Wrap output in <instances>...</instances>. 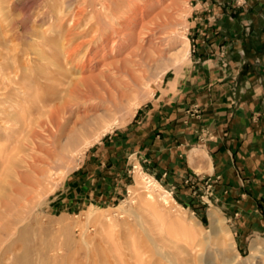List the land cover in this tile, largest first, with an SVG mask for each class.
I'll return each mask as SVG.
<instances>
[{
    "label": "rangeland",
    "instance_id": "374dc122",
    "mask_svg": "<svg viewBox=\"0 0 264 264\" xmlns=\"http://www.w3.org/2000/svg\"><path fill=\"white\" fill-rule=\"evenodd\" d=\"M198 1L0 0V254L27 236L6 264L15 255L32 264H107L115 262V250L128 254L127 264H264V189L255 185L257 174L239 171L237 187L218 175L188 179L181 194L122 153L123 133L166 73L183 75L197 59L190 30ZM221 2L238 18L234 26L241 24L240 9L245 21L264 20V10L253 13L254 0ZM149 38L155 39L150 46ZM186 38L190 55L174 66ZM138 44L156 59L141 82L116 75L115 88L129 87L112 88L114 101L104 90L80 98L78 79L104 81L102 63ZM145 176L164 187L154 199L147 180H139ZM164 191L171 193L169 205ZM211 212L219 219L214 228Z\"/></svg>",
    "mask_w": 264,
    "mask_h": 264
},
{
    "label": "crops",
    "instance_id": "0c3cea01",
    "mask_svg": "<svg viewBox=\"0 0 264 264\" xmlns=\"http://www.w3.org/2000/svg\"><path fill=\"white\" fill-rule=\"evenodd\" d=\"M263 2L254 0L253 13ZM223 8L221 0L197 2L190 30L197 59L183 75L166 73L122 136L130 164L181 194L186 180L212 175L236 186L239 171L257 174L264 189V20L245 21L240 9L237 27Z\"/></svg>",
    "mask_w": 264,
    "mask_h": 264
},
{
    "label": "bare ground",
    "instance_id": "6f19581e",
    "mask_svg": "<svg viewBox=\"0 0 264 264\" xmlns=\"http://www.w3.org/2000/svg\"><path fill=\"white\" fill-rule=\"evenodd\" d=\"M109 11V10H108ZM80 19V18H79ZM172 20V19H171ZM96 22H98V21H96ZM76 23V22H75ZM166 23V22H165ZM171 24V23H170ZM173 24V23H172ZM75 26V25H74ZM163 26V25H162ZM167 26H169V25H167ZM101 28V27H100ZM148 29V28H147ZM91 30H93V29H91ZM95 30V29H94ZM99 29H97V31H98ZM157 30V29H156ZM162 30V29H161ZM72 32V31H71ZM80 32V31H79ZM150 32V31H149ZM89 33H91V31L89 30ZM163 33V32H162ZM72 34V33H71ZM81 34H83V33H81ZM95 34H96V32H95ZM102 34V33H101ZM145 34V33H144ZM69 35V34H68ZM155 35V34H154ZM85 36V35H84ZM101 36V35H100ZM98 37V36H97ZM141 37V36H140ZM152 37V36H151ZM104 38V37H103ZM132 38V37H131ZM69 39H70V37H69ZM161 39V38H160ZM110 40V39H109ZM131 40V39H130ZM186 40L187 41H185L184 43H185V45L183 46V49L182 50H180L176 55H175V59H174V63H173V65L174 66H177V65H179L181 62H183L189 55H190V51H189V40L186 38ZM145 45H148V46H150L152 43H154L155 42V39H151V38H149V39H147V40H145ZM69 43V42H68ZM130 43V42H129ZM65 44V43H64ZM66 45V44H65ZM134 45V44H133ZM132 45V46H133ZM136 45V44H135ZM145 45H143V44H138V46L134 49L133 47H135V46H133L132 48H127V50H126V54H125V56L121 59H118V60H114V61H109L108 63L107 62H105V64L104 63H102L103 64V66L105 65V67H106V75L104 74V75H101L102 77L101 78H103V79H105L104 81H101L100 80V78H98L97 76H99V75H97L96 77H91V78H87V79H78V81H77V84H76V82H75V84H76V90L78 91V93H79V95H80V98L82 99V100H87V99H93L94 97H97V95L101 92V90H104L105 92H107L106 94H108L109 95V98H110V100L112 101L113 100V97H114V91L112 92V88H115L113 85H114V80H113V78H114V76H116V75H121V76H127V78L129 77V79L131 78V79H133V82L134 81H136V83H137V81L139 80H143L144 79V76H145V72L147 71V69L148 68H150V66H151V64H152V62H153V60L155 59V58H153V56H151L150 54H149V52H147V50L146 49H144L145 47ZM155 45V44H154ZM159 45V44H158ZM166 45V44H165ZM70 47H71V45H69ZM83 46V45H82ZM69 47V48H70ZM73 47V46H72ZM157 49V48H156ZM66 50H68V49H66ZM80 50V49H79ZM149 50V49H148ZM69 51H71V50H69ZM75 51H77V50H75ZM75 51H74V53H75ZM149 51H151L152 52V50H149ZM157 51H159V50H157ZM157 51H154L155 53L157 52ZM72 52V51H71ZM161 52V51H160ZM164 52V51H163ZM67 53H69V52H67ZM73 53V52H72ZM79 53V52H78ZM77 52H76V54H78ZM154 53V54H155ZM157 53H159V52H157ZM165 53V52H164ZM114 54V53H113ZM153 54V53H152ZM118 54L116 53L115 55H113V56H117ZM80 56V55H79ZM157 56H159V55H157ZM70 58V57H69ZM73 57H71L70 59H72ZM70 59H68L67 58V61H69ZM111 59V58H110ZM156 60V59H155ZM70 62V61H69ZM68 62V63H69ZM101 64V65H102ZM104 67V68H105ZM83 68V67H82ZM103 70V69H102ZM101 70V71H102ZM104 73V72H103ZM94 74V73H93ZM109 74V75H108ZM81 75V74H80ZM95 75V74H94ZM127 78H126V80H127ZM122 79H124V78H122ZM138 79V80H137ZM50 80H52V79H50ZM116 80V79H115ZM140 81V82H141ZM120 82V81H119ZM122 82V81H121ZM126 82V81H125ZM130 82V81H129ZM135 83V84H136ZM121 84V83H120ZM128 83L126 82V84L124 83V82H122V86L123 87H120L121 89H119V88H115V90H117V93H121V90H122V88H125V87H129L128 85H127ZM130 84H131V82H130ZM134 84V83H133ZM140 83H138V85H139ZM132 85V84H131ZM137 85V84H136ZM149 88V87H148ZM72 92V91H71ZM74 92V91H73ZM76 92V91H75ZM74 92V93H75ZM124 92V91H123ZM77 94V93H76ZM116 94V93H115ZM105 95V94H104ZM74 96H76V95H74ZM103 96V95H102ZM107 96V95H106ZM98 98V97H97ZM80 99V100H81ZM89 99V100H90ZM95 99V98H94ZM121 99V98H120ZM101 100H102V98H101ZM110 100H108V102L110 101ZM118 100V99H117ZM76 101V100H75ZM110 101V102H111ZM114 101V100H113ZM105 102H107L106 100H105ZM107 102V103H108ZM118 102V101H117ZM80 103V102H79ZM76 104H78V103H76ZM112 104V103H111ZM118 104V103H117ZM94 105V104H93ZM100 106V105H99ZM86 107V106H85ZM56 113V112H55ZM61 113V110H57V114H60ZM62 113H63V111H62ZM117 124V123H116ZM111 127H112V124H108L106 127H105V129H104V131H103V135L105 134V133H107L110 129H111ZM14 137V136H13ZM18 137V136H17ZM22 138V137H21ZM2 144V143H1ZM90 144V143H89ZM27 147V146H26ZM10 154V153H9ZM4 158V157H3ZM34 165V164H33ZM24 173V172H23ZM147 176V175H146ZM145 176V179H139L140 180V182H144V181H141V180H147L146 181V188L148 189V196H149V198H151V199H154L155 198V196H154V193L156 192V189L158 190V189H163L164 187L158 182V181H156L154 178H152V177H150V176H148V177H146ZM144 178V177H143ZM23 183V182H22ZM24 185V184H23ZM164 190V189H163ZM169 193L170 192H167V191H164V193L162 194V198H163V201H164V203L165 204H167V205H169L170 204V201L172 200H170V197H171V195H169ZM171 194V193H170ZM147 201V200H146ZM148 202V201H147ZM179 207H182V206H180V205H178ZM20 209V208H19ZM210 217H211V224H212V227L214 228L215 226H217L218 224H219V219H218V217H217V215H216V213H214V212H211L210 213ZM157 222H158V220H157ZM0 229H1V224H0ZM1 231V230H0ZM13 231V230H12ZM23 231V230H22ZM32 231V230H31ZM5 232V231H4ZM16 235V234H15ZM27 236H26V231L24 232V234H23V236L22 237H19L17 240H13L12 242H9L6 246H5V249H4V251H2L3 253H1L0 254V264H6L8 261H10L11 260V257L8 255V254H13V252L15 251V252H17L16 251V247H17V245H18V243L19 242H23V241H27L26 238ZM29 242V241H28ZM6 244V243H5ZM28 244H30V242L28 243ZM22 245H20V247H21ZM27 246H29V245H27ZM27 246L25 247V248H27ZM22 248V247H21ZM24 248V249H25ZM256 248V247H255ZM33 249V248H32ZM20 250V248L18 249V251ZM27 250H29V248L27 249ZM44 250V252H45V249H43ZM130 250V249H129ZM23 251V250H22ZM102 251V250H101ZM116 251V256H112V257H115L116 259H115V262H110L109 263V261L107 260V259H109V258H107L106 260V262H107V264L109 263V264H127V262H125L127 259H126V255H128L124 250L122 251V250H115ZM114 251V252H115ZM30 252V251H29ZM59 252V251H58ZM22 254V253H21ZM132 255V254H131ZM46 256V255H45ZM45 256H44V258H45ZM56 256V255H55ZM15 263L14 264H32V263H30V261L28 260V256L27 255H23V256H17V255H15ZM91 258V257H90ZM127 258H128V256H127ZM133 258V257H132ZM47 259V258H46ZM50 260V259H49ZM71 260V259H70ZM89 260V259H88ZM46 261V260H45ZM69 264H71V263H69Z\"/></svg>",
    "mask_w": 264,
    "mask_h": 264
}]
</instances>
